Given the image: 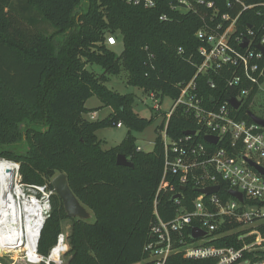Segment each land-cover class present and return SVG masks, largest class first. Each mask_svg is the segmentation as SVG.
<instances>
[{"label": "trees", "instance_id": "trees-1", "mask_svg": "<svg viewBox=\"0 0 264 264\" xmlns=\"http://www.w3.org/2000/svg\"><path fill=\"white\" fill-rule=\"evenodd\" d=\"M168 1L147 9L123 0H19L18 7L14 0H0V158L19 162L26 184L46 183L52 188L51 180L65 173L73 194L92 213L87 220L68 217L54 193L38 241L44 256L63 232L64 221L70 220L64 264H146L143 247L154 219V200L162 219L175 214L172 193L156 195L164 165L161 138L156 137L151 151L137 150L131 131L145 129L150 120L132 111L131 94H119L105 84L108 75L125 69L128 84L174 100L180 84L194 76L202 60L198 48L204 44L196 32L209 21L211 10L200 4L195 12H174ZM163 13L167 20L159 19ZM41 23L54 31L48 34ZM247 25L256 35L263 32V6L244 11L236 33ZM109 34L120 41L119 54L106 44ZM88 64L99 65L103 73L96 75ZM230 76L224 67L197 78L208 106L236 94V88L226 86ZM209 79L215 80L214 88ZM254 93L236 111L239 118L250 121ZM93 95L113 109L102 120L83 116L85 102ZM118 122L128 129L125 137L103 150L95 132ZM194 129L195 121L178 107L166 132L178 139ZM118 154L125 155L132 167L117 165ZM182 192L180 203L190 209L198 196L194 182L189 180ZM219 195L226 197L227 188L221 185ZM258 231L264 238V221ZM249 255L264 258V251Z\"/></svg>", "mask_w": 264, "mask_h": 264}, {"label": "built area", "instance_id": "built-area-1", "mask_svg": "<svg viewBox=\"0 0 264 264\" xmlns=\"http://www.w3.org/2000/svg\"><path fill=\"white\" fill-rule=\"evenodd\" d=\"M128 4L150 9L165 5L161 0H123ZM211 10L209 21L196 32L204 44L198 48L201 63L194 76L180 84L178 97L172 100L170 109L163 116L164 147L163 175L156 195L170 192L177 204L175 214L168 220L160 217L154 200V219L150 226L149 240L143 247L146 264H264V258L250 256L262 251L264 244L258 226L264 221V176L246 159L264 168V128L253 121L241 119L236 111L245 103L252 90H255L252 104L262 90L264 83V54L258 46L264 47V30L259 35L251 25L236 33L240 15L247 10L264 7L262 3H249L248 0H169L167 7L174 12L197 11L198 5ZM163 13L159 19L167 20ZM256 36L258 39H256ZM244 39L247 44L242 47ZM256 40V41H255ZM106 44L115 46L117 40L107 35ZM179 48V52H181ZM226 67L231 76L226 78V86L236 88V94L228 100L216 101L208 106L199 94L197 78L209 73H219ZM210 87L215 80L209 79ZM146 97L153 101L151 108L160 112L162 98L160 92L147 91ZM240 102L234 109L229 100ZM213 100V99H212ZM181 107L196 124L192 134L172 139L166 132L173 112ZM255 114V113H254ZM96 112L92 113L95 116ZM259 117L262 115L256 114ZM264 118V116L262 117ZM122 126L121 122L116 127ZM217 137L216 143H207L204 136ZM202 140H200L201 138ZM207 145V147H206ZM137 150H140L137 147ZM3 180L9 183V192L16 198L9 209L0 201V258L11 256L27 264H64L63 256L69 245L67 234L60 232L48 255L38 251L41 230L51 211V196L54 190L45 184H26L22 180L20 164L17 161L0 158ZM170 177V178H168ZM174 180L181 187L176 190ZM191 180L197 188L198 196L191 200V208L182 206V187ZM218 186V191L209 195L199 192L207 186ZM221 185L227 188V196L219 195ZM242 194V200L229 194V191ZM207 197V198H205ZM38 199L46 205L43 219L37 226L34 217L28 221L21 218L23 200ZM17 212V216H16ZM1 214L3 216H1ZM193 228L204 232L195 238ZM223 243V245H219ZM264 251V250H263ZM52 254L56 259H51ZM185 260V261H184Z\"/></svg>", "mask_w": 264, "mask_h": 264}, {"label": "rangeland", "instance_id": "rangeland-1", "mask_svg": "<svg viewBox=\"0 0 264 264\" xmlns=\"http://www.w3.org/2000/svg\"><path fill=\"white\" fill-rule=\"evenodd\" d=\"M14 6H19V0H14ZM39 27L43 28L48 34L54 31L53 28L44 23H41ZM111 48L119 54L122 49V45L120 44V41L117 40V44L115 46H111ZM86 67L98 76L103 73V69L99 65L88 64ZM127 80V71L122 69L118 75H108V79L105 84L108 89L119 94H131L133 96L132 111L139 117L150 120V125H148L145 129L141 131H131V134L135 138V146L139 147L144 152H149L153 149L156 137H163L164 135L162 130L163 128H160L161 124H163V116L160 114L161 112L164 114L170 109L172 100L168 96L163 97L160 105V112L156 113V111L151 108L153 101L146 97V92L137 86L128 84ZM85 107L87 110L86 113H84V116L89 121L102 120L113 111L111 106L104 105L96 95H93L86 100ZM92 111H96V116H92ZM251 111L255 114L264 116V83L262 85V90L259 92L252 104ZM127 131V127L122 123L121 127L112 125L100 128L95 132V134L100 141V147L103 150H107L117 146L123 140ZM62 227V231L64 233H68L70 220H65ZM261 248L264 250V244L261 245ZM11 256L15 257L14 255ZM11 256L1 257L0 264H27L19 259L13 260V258L11 259Z\"/></svg>", "mask_w": 264, "mask_h": 264}, {"label": "water", "instance_id": "water-1", "mask_svg": "<svg viewBox=\"0 0 264 264\" xmlns=\"http://www.w3.org/2000/svg\"><path fill=\"white\" fill-rule=\"evenodd\" d=\"M248 40L244 39L242 43V47H244L247 44ZM258 48L263 52L264 54V47L258 46ZM229 104L234 108L237 109L240 105V102L237 101L235 98H231L229 100ZM248 116L254 123L262 126L264 128V118L257 116L253 112L249 111ZM193 130H188L185 132V134H192ZM204 140L207 143H216L217 137L212 135H206L204 136ZM246 162L254 167L259 173H261L264 176V168L256 163H254L250 159H246ZM116 164L121 166H128L132 167V163L126 158L123 154H118L116 156ZM51 185L55 191V194L59 196V198L62 201L64 211L66 215L70 218H79V219H90L92 218V213L80 203V201L76 198V196L73 194L72 190L69 187L68 180L65 173H59L57 174L52 180ZM218 191V186H207L205 188L199 189L200 193H203L205 195H209L212 193H216ZM229 194L236 197L239 200H242V194L236 191H229ZM180 198V194H175L172 196V199ZM192 234L195 238L200 237L204 234L201 230L197 228H193Z\"/></svg>", "mask_w": 264, "mask_h": 264}, {"label": "bare ground", "instance_id": "bare-ground-1", "mask_svg": "<svg viewBox=\"0 0 264 264\" xmlns=\"http://www.w3.org/2000/svg\"><path fill=\"white\" fill-rule=\"evenodd\" d=\"M1 168L2 167H0V177L2 178V175L5 172V170H6L5 173H7V168H10V167H5L6 169H4L2 171H1ZM9 188H10L9 183H6L3 180H1V182H0V201H3L5 204H7L8 208L10 209L13 202H15V204H16V201H15L16 198H14L12 195L9 194V192L11 191V190H9ZM183 188L184 187H182V189ZM52 189H53V187H52ZM54 193H55V191H54ZM22 202H23L22 205L24 207L21 209V212H22L21 218H23V219L25 218L28 221V219H30L31 216H33L34 221H35L36 225L38 226L40 221L43 219V211L46 209V205L43 204L42 202H40L38 199H28V200L25 199ZM0 203H2V202H0ZM1 216H3V215L1 214ZM16 216H17V212H16ZM50 258L56 259V257L53 254H52V256H50ZM56 261H57V259H56Z\"/></svg>", "mask_w": 264, "mask_h": 264}, {"label": "crops", "instance_id": "crops-1", "mask_svg": "<svg viewBox=\"0 0 264 264\" xmlns=\"http://www.w3.org/2000/svg\"><path fill=\"white\" fill-rule=\"evenodd\" d=\"M93 112H96V111H92L91 114H92ZM83 116H84V114H83ZM95 116H96V115H95ZM84 117H85V116H84ZM85 118H86V117H85ZM120 127H121V126H120Z\"/></svg>", "mask_w": 264, "mask_h": 264}]
</instances>
